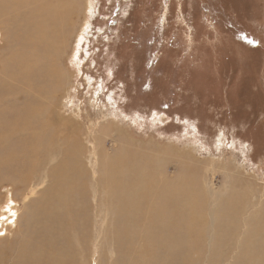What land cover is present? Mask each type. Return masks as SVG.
I'll list each match as a JSON object with an SVG mask.
<instances>
[{"label":"rangeland","instance_id":"374dc122","mask_svg":"<svg viewBox=\"0 0 264 264\" xmlns=\"http://www.w3.org/2000/svg\"><path fill=\"white\" fill-rule=\"evenodd\" d=\"M51 2L55 0L13 7L7 21L0 15V23H6L0 25V81L7 83L0 88L6 95L0 101V116L33 119L26 121L28 132L10 136L17 148L36 133L46 138L44 147L55 143L61 151L69 148L64 135L77 136L83 146L85 171L74 188L87 203L81 201L78 207L89 203L93 213L98 203V215L82 226L89 239L78 263L126 264L121 255L126 244L117 236V231H125L123 212L117 210L118 194L109 178L115 172L117 181L119 172L125 177L144 174L143 165L147 174L169 182H193L205 201V216H199L204 227H199L196 239L184 233L189 215L183 210L180 248L167 252L166 264L177 259L178 264H260L264 0H82L77 30L66 39L53 69L46 49L28 48L23 53L16 42L20 38L1 37L18 31L14 23L22 25L26 34H21L31 36L38 7ZM9 57L13 63L6 62V69L3 59ZM18 61L29 63L30 69L19 71ZM48 69L55 82L59 77L55 89L43 73ZM35 116L53 122L52 129L34 126ZM53 154L23 193L17 169H0V246L11 242L6 246L13 256L20 239L29 235L31 219L25 213L30 204L53 197L47 173L62 158ZM186 200L178 196V207ZM65 208L70 212L67 204ZM0 258L2 264L1 247Z\"/></svg>","mask_w":264,"mask_h":264},{"label":"bare ground","instance_id":"6f19581e","mask_svg":"<svg viewBox=\"0 0 264 264\" xmlns=\"http://www.w3.org/2000/svg\"><path fill=\"white\" fill-rule=\"evenodd\" d=\"M35 1L36 0H0V15L7 21L9 18V16H7V11L9 9L13 7H23L25 5L28 6ZM52 3L53 2L49 3L51 5L42 4L39 7L37 6L40 11L34 19L35 28H33L31 36L26 37L21 34L25 31L20 23H14L13 30L19 27L17 32L7 31L6 34L8 35L1 34L2 38L4 36L15 37V40L20 38L16 41L19 45L20 52L24 53L28 48L46 49L52 60L51 69L55 68V60L58 62L59 59L62 58L67 41L66 39L77 30L75 22L79 17L82 0H55L54 4ZM0 25H6V23H0ZM5 49H7V47H5ZM19 54L22 56V53ZM6 62H12L11 58L3 59L4 66ZM6 65L8 64L6 63ZM16 65L19 71L22 69L28 70L31 67L29 63L23 61H18ZM5 67L7 69V66ZM9 68L10 67H8V69ZM14 68H12V71ZM43 73L49 78L54 89L59 86V81L57 80L59 77H56L55 82L49 69L44 70ZM22 74V78L28 81V72L23 71ZM5 87H7V83L0 81V88ZM3 97H6V95L0 93V101ZM29 108L31 109L30 106ZM8 112L5 113L7 114ZM39 114L40 113H38V115ZM54 115L55 114H53V116ZM5 116H9V114ZM5 116H0V169L4 166H6V168L10 167L12 170L17 169L19 172L18 182L22 183V185L18 186L21 193L26 192L27 188L35 182L36 174L39 172L40 168L45 167V164L49 162L48 159L50 155L56 153L58 156L60 154L62 158L53 165L47 173L52 182L53 197L49 200L38 198L30 204L28 211L25 213L27 217L31 219V225L26 229L29 235L20 239L19 246L17 247L18 251H16L14 256L7 249L8 244H11V242L6 244L3 243L0 246L1 252H3L5 256V258H2V264H79L77 256L82 253V250L86 252V243L89 239V234L83 230L82 226L87 224L94 215H98V203L93 205V213L89 203L84 205L81 209L78 207L81 201L87 203L86 199L80 197V190L74 188V186L78 185L81 181L85 171L84 165L80 159L83 146L80 144L77 136L72 137L68 135V137L64 135L63 139L66 141L69 148H65L61 151L59 144L56 146L55 143L44 147L45 143H47L46 138L42 134L36 133V136L29 135V138H25L23 141L20 140L21 142L18 144L17 148V146H15L16 140H12L10 136L21 130L23 132L24 130L28 132L25 125L26 121H32L33 119H25L24 116L10 119ZM35 119L36 122L34 126L39 129L46 128L47 125L52 129L53 122L47 123L45 119H39L38 116ZM51 141H55V138H52ZM70 144L72 145V150L70 149ZM60 155L59 157H61ZM53 158H55V156ZM141 167V172L143 171L144 174L129 173L130 177H125V175L119 172V180L117 181L115 179V172L112 174L111 178H109L112 179L111 183L115 186V190L118 194L117 205L119 209L117 210L123 212V218L121 219L125 231H117L119 241L126 244L121 251V255L125 257L126 264H166L167 252L169 250H175L178 247L180 248V243L182 241L181 234L183 233V230L180 233V224L183 222L184 211L189 215V218L186 216L188 221L184 228V233H186L188 237L193 236L196 239L198 233L201 231L199 227H204L199 216H205L204 210H202L205 201L204 198H202L203 195L195 191L193 182H189V184L181 183L180 181L172 183L168 180H164V178H160L158 175L147 174L145 172L147 169L143 165H141ZM78 175H81V177L77 178ZM134 179L136 181H134ZM45 189L48 191L50 190V188ZM21 193H19V197L23 195ZM96 195L98 194L96 193ZM178 196L187 198L186 203L184 202L182 207H178V204H180ZM66 204L71 213L66 210ZM72 205L74 206L73 209ZM95 216L94 218L96 219ZM82 217L85 218L84 224L81 222ZM21 236L22 234L16 236L14 244ZM13 241L14 237L12 239V242ZM4 248L5 250H3ZM261 250L264 252V248ZM190 251L191 250H187L184 254L186 263L189 262L188 252ZM177 256V254H174L173 257L176 259ZM178 263L179 259L172 261V264ZM84 264L88 263L85 262ZM189 264L192 263L190 262ZM260 264H264V260Z\"/></svg>","mask_w":264,"mask_h":264},{"label":"trees","instance_id":"16d2710c","mask_svg":"<svg viewBox=\"0 0 264 264\" xmlns=\"http://www.w3.org/2000/svg\"><path fill=\"white\" fill-rule=\"evenodd\" d=\"M157 108L161 109L159 106H157Z\"/></svg>","mask_w":264,"mask_h":264}]
</instances>
